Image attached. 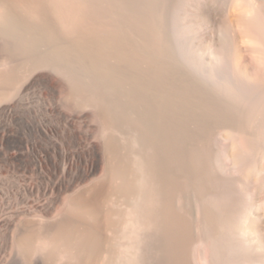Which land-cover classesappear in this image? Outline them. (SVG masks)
<instances>
[{"label": "bare ground", "instance_id": "1", "mask_svg": "<svg viewBox=\"0 0 264 264\" xmlns=\"http://www.w3.org/2000/svg\"><path fill=\"white\" fill-rule=\"evenodd\" d=\"M53 12L105 81L70 73L65 88L34 74L0 108L25 123L28 152L48 155L51 184L29 212L46 214L47 188L64 194L47 232L38 222L19 238L21 253L44 250L52 264H264V0H0L1 21L37 20L48 36ZM115 64L139 75L116 78ZM17 80L0 70V98ZM98 129L108 163L93 183Z\"/></svg>", "mask_w": 264, "mask_h": 264}, {"label": "rangeland", "instance_id": "2", "mask_svg": "<svg viewBox=\"0 0 264 264\" xmlns=\"http://www.w3.org/2000/svg\"><path fill=\"white\" fill-rule=\"evenodd\" d=\"M58 18L55 12L48 17L47 21L58 31L52 36L40 31L42 23L40 24L37 20L30 19V29L0 20V70L14 69L18 74L17 82L6 90L5 97L0 98V108L8 104H16L21 98L19 87L34 74H49L53 80L65 88L68 87L66 79L70 73L78 80L92 82L96 86L100 84L99 87L102 86V81L105 80L101 74H98L99 71L93 69L91 58L78 54L80 50L76 40L63 32L64 23ZM70 42L73 43L72 46ZM68 45L74 55L67 52L69 50ZM62 46L65 48L67 46V49H62ZM66 54L69 55L68 58ZM53 60L55 65L58 64L57 67L53 65ZM115 67H113V74L116 78L137 77L139 75L137 70L124 64H119L118 68ZM91 70H95V72L93 73ZM120 92V90L113 92L114 96L119 98ZM60 100L66 103L65 96H61ZM38 105L39 101L35 100V107L37 108ZM67 108L77 110L70 104ZM23 115L29 119L30 116H33L31 110L28 109L23 110ZM124 135L122 132L118 133L121 138ZM96 136L99 140L100 152L97 171L91 180L93 183H98L103 179L108 163V156L104 148V136L100 129H98ZM26 137L27 133L23 121L22 123L14 121L12 124L8 121L7 116L0 115V218L5 220V224L0 227V264H52L47 260L44 250H36L27 257L21 253L17 246L22 235L38 228V222L41 224L39 226L44 228L57 220L58 208L62 207V200L64 199L63 193L49 187L45 192H42L40 198L49 205L46 214L42 218H36L29 212L28 206L31 201H36L37 191L51 184L49 178L51 167L48 162V155L41 146L36 147L34 152H28ZM19 142L21 149L16 152L13 145L19 144ZM31 153L38 156L37 166L27 164V155ZM106 205L104 204V206ZM44 231L47 232L46 229Z\"/></svg>", "mask_w": 264, "mask_h": 264}]
</instances>
